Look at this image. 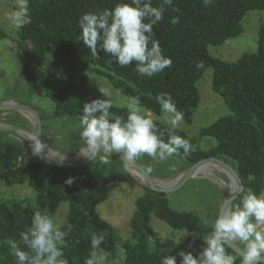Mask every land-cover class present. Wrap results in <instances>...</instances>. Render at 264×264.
<instances>
[{"label": "trees", "instance_id": "trees-1", "mask_svg": "<svg viewBox=\"0 0 264 264\" xmlns=\"http://www.w3.org/2000/svg\"><path fill=\"white\" fill-rule=\"evenodd\" d=\"M130 2L29 0L31 22L16 28L9 46L28 91L52 102L53 117L66 116L81 125L84 103L103 99L86 74L92 68L104 75L125 100L139 96L140 106L155 115L161 113L157 96L170 94L189 122L199 101L195 83L210 67L211 89L222 98L229 114L199 130L200 135L216 140L206 150L194 147L193 139L176 128L175 133L191 143L189 153L182 149L179 152L189 165L204 157H221L236 170L243 185L242 193L249 190L257 195L264 193V25H259L256 31V50L244 52L233 61L216 58L207 49L240 34L245 13L264 10V0H213L207 6L203 0H172L171 5H163L164 18L153 26V39L159 42L163 55L172 60V65L152 77L136 72V62L122 67L102 51L98 58L93 57L77 38L81 31L79 20L84 13L111 10L119 3ZM151 3L153 7L162 6V0ZM172 18H178L179 22L172 24ZM8 35L0 26V39ZM198 62L203 67L197 68ZM109 113L110 121L121 116L126 119L127 109L112 105ZM39 117L42 122L44 117ZM154 122L167 141L171 127ZM69 177L74 178L71 186L65 183ZM110 179L84 182L74 167L47 164L34 154L31 144L0 132V182L6 186L27 184L34 191V205L28 201L0 200V264H16L8 241L28 251L20 233L31 226L37 212H47L54 218L61 203L67 204L65 219L58 225L65 232L62 259L67 264H86L94 251L91 239L98 235L104 239L95 251L111 258L115 248L114 230L96 212V205L108 197ZM143 189L134 201L135 209L128 222L130 240L122 243L123 258L115 264H160L168 255L176 256L179 264L181 258L173 252V241L151 227L150 216L174 230L186 231L192 239L206 237L211 231L203 227L195 212L172 208L166 193ZM150 237L156 241L155 247L150 245ZM202 250L198 245L183 249L193 255ZM225 250L233 256L235 264H242V258L232 249L225 245Z\"/></svg>", "mask_w": 264, "mask_h": 264}, {"label": "clouds", "instance_id": "clouds-1", "mask_svg": "<svg viewBox=\"0 0 264 264\" xmlns=\"http://www.w3.org/2000/svg\"><path fill=\"white\" fill-rule=\"evenodd\" d=\"M212 2L203 0L205 6ZM171 4L172 0H162L161 7H153L151 0H131L130 3H119L111 10L84 13L79 20L81 31L77 38L90 49L93 57L98 58L102 51L114 57L122 67L136 62V72L152 77L172 65V60L163 55L159 42L153 39V26L164 18L163 5ZM8 19L15 27L30 23L29 0H18ZM178 22V18L171 20L172 24ZM196 66L200 68L203 64L198 62ZM156 99L165 122L171 126L167 141L153 119L142 111L139 96L127 97L126 119L121 116L114 121L108 118L112 105L107 99L96 98L85 102L80 135L87 144L88 152L83 155L93 157L103 150L108 154H120L128 161L143 154L163 161L181 149L185 154L189 153L190 141L174 131L183 121V113L176 108L170 94L161 93ZM29 141L36 155H40L46 147L37 133L31 135ZM65 183L71 186L74 178L69 177ZM261 226H264V193L257 195L249 190L234 210H225L215 219L198 255L183 250L178 253L181 258L179 264H235L233 256L225 250V244L235 241L245 244L242 264H264V228ZM64 237L65 232L47 212H37L31 226L20 233L28 251L12 240L8 243L13 249L16 264H67L62 259ZM103 239V235L92 237L94 251L86 264H103L104 258L97 257L95 251ZM149 240L150 245L155 247L156 241L151 237ZM160 264H177V257L165 256Z\"/></svg>", "mask_w": 264, "mask_h": 264}, {"label": "rangeland", "instance_id": "rangeland-1", "mask_svg": "<svg viewBox=\"0 0 264 264\" xmlns=\"http://www.w3.org/2000/svg\"><path fill=\"white\" fill-rule=\"evenodd\" d=\"M18 0H0V26L8 36L0 39V101H14L33 108L39 116L44 117L41 122V134L45 143L54 151L66 156L75 155L87 149L85 140L81 137L82 125L72 121L66 116H52V102L45 96L30 93L20 75L17 61L10 51L11 37L15 36L16 28L8 19L9 14L16 9ZM242 31L235 37L228 38L222 45H209L208 52L219 59L233 61L244 52L256 50V31L259 25H264V10H249L241 20ZM46 70L48 68L44 67ZM87 76L95 84L103 99L112 105L126 108L125 99L109 84L107 78L92 70L87 69ZM212 68H206L195 85L199 93V101L192 111L190 121L184 118L177 127L185 132L194 141V147L206 150L215 145L213 137L200 135L199 130L214 122L217 118L229 114V110L222 98L211 89ZM104 93H107L105 96ZM127 109V108H126ZM142 111L164 126L171 127L164 120L161 111L155 115L143 106ZM32 116L27 112L14 110H0V123L15 125L31 130L33 127ZM3 135H8L16 140L29 143V138L21 131L0 130ZM135 161L153 178L162 182L176 180L184 172L189 162L178 152L161 161L143 154ZM75 172L84 182H98L110 177L108 183L109 194L106 200L96 205L98 215L108 222L115 235L114 255L107 258L104 253L97 251V257H103V264H115L122 260V243L130 240L129 219L135 209V199L143 193L144 186L140 181L129 176L126 167L117 154H108L100 150L87 163L74 167ZM226 181V182H225ZM230 180L225 172L209 165L189 177L182 184L166 193L169 205L175 210L193 211L199 215L203 227L212 231L219 206L227 194ZM247 193H241L232 200L229 209L234 210L241 203ZM34 191L27 184H14L6 186L0 182V200L2 201H28L33 202ZM35 207V206H34ZM67 204L61 203L53 220L60 225L66 215ZM151 227L173 241V252L178 255L185 248L198 245L203 248L204 237L192 239L184 230H174L154 215L150 216ZM264 228V226H261ZM240 247L245 248L241 241H235Z\"/></svg>", "mask_w": 264, "mask_h": 264}, {"label": "water", "instance_id": "water-1", "mask_svg": "<svg viewBox=\"0 0 264 264\" xmlns=\"http://www.w3.org/2000/svg\"><path fill=\"white\" fill-rule=\"evenodd\" d=\"M0 110H5V111L6 110H14V111H19V112H27L28 114H30L32 116L33 127L31 130H28L26 128H20V127L15 126V125H6V124L3 125L1 123H0V130H7V131L12 130V131H16V132L22 131V132L26 133V135L29 136V138L34 133H37L40 136L42 143H44L46 145L45 149L40 154V157H41L42 161L47 163V164L55 165V166L76 167V166H80V165L87 163L96 155L95 154L93 157H86V156L80 157L81 156L80 154L82 152H79L75 155H70V156H66V155L61 154L64 157L63 158H57L51 154V151L52 152H56V151L52 150L45 143V141L42 137L41 120H40L38 113L33 108L9 100V101H0ZM31 143L32 142L29 141V144H31ZM87 152H88V147H87ZM117 155L119 156L123 165L126 167V170L129 174V176L140 181V183L144 187L149 188V189L154 190V191L163 192V193H167L171 189L182 184L189 177L193 176L195 174L196 169L199 166L204 165L205 163L217 165L218 167H220V169L224 170L226 176L232 182L234 190L232 193H227L225 195V197L223 198V200L219 206L216 219L225 210L229 209L232 200L235 199L237 196H239L243 191V185H242L241 179L238 176L236 170L234 169V167L231 164H229L227 161H225L221 157L209 156V157L201 158V159L195 161L194 163L190 164L188 166V168L180 174V176L176 179V181L173 184H167L166 186H162V185L157 184L155 182L156 179L151 177L135 160L128 161V160L121 158L120 154H117ZM130 168H134L135 170H137L140 174V177L133 176L130 172ZM237 188H239V190H237ZM225 245L227 247H229L230 249H232L235 254L239 255L242 258V250L244 248L240 247L236 242H230V243H227Z\"/></svg>", "mask_w": 264, "mask_h": 264}, {"label": "bare ground", "instance_id": "bare-ground-1", "mask_svg": "<svg viewBox=\"0 0 264 264\" xmlns=\"http://www.w3.org/2000/svg\"><path fill=\"white\" fill-rule=\"evenodd\" d=\"M22 132V131H21ZM22 133H24V132H22ZM24 134H26V133H24ZM28 138H29V136H27ZM83 153H87V149H85L80 155V157H83L84 155H83ZM51 154L53 155V156H55V157H57V158H63L64 156H62L61 154H59L58 152H52L51 151ZM209 165H211V166H213V167H217V168H219L220 169V167H218L217 165H212V164H207V163H205L204 165H201V166H199L197 169H196V171H195V173H197L199 170H201V169H203L204 167H208ZM221 171H223L224 172V170H222V169H220ZM130 172H131V174L133 175V176H135V177H140V174H139V172L137 171V170H135L134 168H130ZM156 179V178H155ZM176 180H174V181H170V182H162V181H159V180H155V182L157 183V184H159V185H162V186H166L167 184H173L174 182H175ZM226 182V181H225ZM233 190H234V188H233V184H232V182L230 181V185H229V189H228V191H227V193H232L233 192Z\"/></svg>", "mask_w": 264, "mask_h": 264}]
</instances>
